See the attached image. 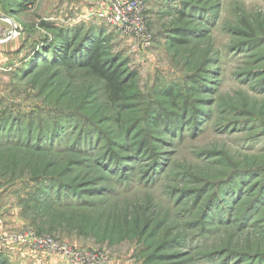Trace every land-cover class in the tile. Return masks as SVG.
<instances>
[{
  "label": "rangeland",
  "instance_id": "rangeland-1",
  "mask_svg": "<svg viewBox=\"0 0 264 264\" xmlns=\"http://www.w3.org/2000/svg\"><path fill=\"white\" fill-rule=\"evenodd\" d=\"M98 2L0 0V234L97 256L0 264H264V0H148L147 42ZM96 36L115 90L63 63Z\"/></svg>",
  "mask_w": 264,
  "mask_h": 264
},
{
  "label": "built area",
  "instance_id": "built-area-1",
  "mask_svg": "<svg viewBox=\"0 0 264 264\" xmlns=\"http://www.w3.org/2000/svg\"><path fill=\"white\" fill-rule=\"evenodd\" d=\"M100 9L94 10L92 15L95 19L109 27L119 30L126 35H135L145 42L149 41L146 32L145 12L148 0H98ZM10 31H2L0 38H7ZM0 243L3 246H19L25 249L41 252H49L70 262V258L79 260L85 257L83 262L91 263L97 256L82 254L70 248L66 244H59L50 237L36 234L32 229L0 234Z\"/></svg>",
  "mask_w": 264,
  "mask_h": 264
},
{
  "label": "trees",
  "instance_id": "trees-1",
  "mask_svg": "<svg viewBox=\"0 0 264 264\" xmlns=\"http://www.w3.org/2000/svg\"><path fill=\"white\" fill-rule=\"evenodd\" d=\"M24 1L21 3H18V9L22 11L24 8L23 6ZM58 40L65 44L67 47V37L60 34L58 37ZM89 44L85 46L82 51L74 56L72 58L71 56L63 59V63H65L66 66L73 68L74 65H78L80 67L86 68L88 71H91L95 76H98L100 79L104 80L105 83L109 86V88H112L113 90L117 89V86H121L119 84L120 77L118 69L116 67L108 68L105 66V63L101 61V57L99 54L100 51V44L98 43V38L93 37L92 41L88 42ZM68 48L65 52H67ZM66 54V53H65Z\"/></svg>",
  "mask_w": 264,
  "mask_h": 264
}]
</instances>
